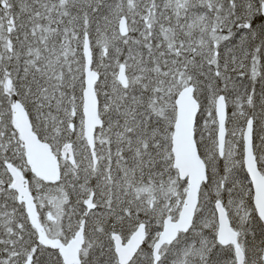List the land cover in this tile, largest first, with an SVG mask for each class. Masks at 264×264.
Returning <instances> with one entry per match:
<instances>
[{"label": "snow or ice", "instance_id": "6c2138e0", "mask_svg": "<svg viewBox=\"0 0 264 264\" xmlns=\"http://www.w3.org/2000/svg\"><path fill=\"white\" fill-rule=\"evenodd\" d=\"M0 264H264V0H0Z\"/></svg>", "mask_w": 264, "mask_h": 264}]
</instances>
